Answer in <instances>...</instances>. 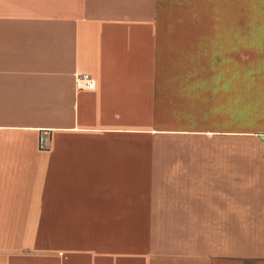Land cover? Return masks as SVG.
<instances>
[{
	"label": "crops",
	"instance_id": "crops-1",
	"mask_svg": "<svg viewBox=\"0 0 264 264\" xmlns=\"http://www.w3.org/2000/svg\"><path fill=\"white\" fill-rule=\"evenodd\" d=\"M263 137L264 0H0V264H264Z\"/></svg>",
	"mask_w": 264,
	"mask_h": 264
},
{
	"label": "built area",
	"instance_id": "built-area-1",
	"mask_svg": "<svg viewBox=\"0 0 264 264\" xmlns=\"http://www.w3.org/2000/svg\"><path fill=\"white\" fill-rule=\"evenodd\" d=\"M78 84H83V87L87 90H92L94 89V82L90 78L89 75L87 74H81L77 77L76 79ZM264 138V137H263Z\"/></svg>",
	"mask_w": 264,
	"mask_h": 264
},
{
	"label": "rangeland",
	"instance_id": "rangeland-1",
	"mask_svg": "<svg viewBox=\"0 0 264 264\" xmlns=\"http://www.w3.org/2000/svg\"><path fill=\"white\" fill-rule=\"evenodd\" d=\"M165 236V235H164ZM159 237H160V239H161V237H163V235H159Z\"/></svg>",
	"mask_w": 264,
	"mask_h": 264
}]
</instances>
